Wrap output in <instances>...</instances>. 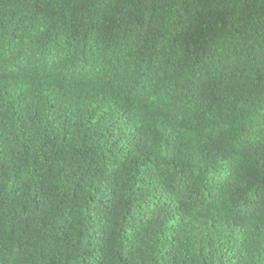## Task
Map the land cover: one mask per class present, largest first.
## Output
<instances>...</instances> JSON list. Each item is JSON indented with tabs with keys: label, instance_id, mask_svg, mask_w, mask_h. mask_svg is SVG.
I'll return each instance as SVG.
<instances>
[{
	"label": "trees",
	"instance_id": "1",
	"mask_svg": "<svg viewBox=\"0 0 264 264\" xmlns=\"http://www.w3.org/2000/svg\"><path fill=\"white\" fill-rule=\"evenodd\" d=\"M0 264H264V0H0Z\"/></svg>",
	"mask_w": 264,
	"mask_h": 264
}]
</instances>
